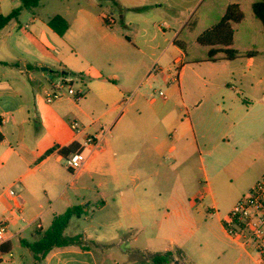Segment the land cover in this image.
Returning <instances> with one entry per match:
<instances>
[{
    "label": "crops",
    "instance_id": "crops-1",
    "mask_svg": "<svg viewBox=\"0 0 264 264\" xmlns=\"http://www.w3.org/2000/svg\"><path fill=\"white\" fill-rule=\"evenodd\" d=\"M42 1L23 24L22 0H0V15L20 10L0 30V216L8 222L0 262L14 237L20 244L36 241L54 216L79 206L78 217L85 214L82 234L69 236H80L81 244L55 247L33 258L34 264H152L150 256L165 251L174 254L170 264H254L223 229V218L236 200L223 214L203 216L202 193L210 188L194 184V158L204 170L201 152L210 155L216 146L217 135L233 116L223 105L233 102L222 97L206 106V97L197 96L187 101L180 83L189 65L209 64L198 66L204 77L197 72L193 77L197 86L210 85L211 72L226 67L223 61H252L257 55L218 61L188 57L179 35L187 25L196 27L198 20L191 17L205 0H182L184 15L158 28L149 0H75L56 14L68 24L63 35L36 10ZM221 1L223 11L231 3L242 11V0ZM251 1L245 4L248 9ZM114 13L128 35L114 29ZM132 23L135 28L129 30ZM58 74L73 78L83 96L47 104L46 92ZM262 82L257 79L251 86ZM162 87L165 97H154ZM174 91L182 115L169 101ZM128 93H134L131 102L119 115ZM242 101L247 107L253 104ZM258 102L264 111V102ZM88 136L101 138L100 150L91 152L84 144ZM70 144L88 155L74 174L57 152ZM263 171L262 165L246 191ZM9 189L18 198L9 196Z\"/></svg>",
    "mask_w": 264,
    "mask_h": 264
},
{
    "label": "rangeland",
    "instance_id": "rangeland-1",
    "mask_svg": "<svg viewBox=\"0 0 264 264\" xmlns=\"http://www.w3.org/2000/svg\"><path fill=\"white\" fill-rule=\"evenodd\" d=\"M71 1L75 0H61V2L59 0H43L42 6L36 10L39 11L42 18L52 17L62 13L66 5L70 4ZM98 1L101 4L105 3V0ZM149 1L152 5L150 14L157 16L155 20L157 28L165 27L168 21H176L184 15L183 10L185 7L181 2L182 0ZM248 1L242 0L244 18L240 23L233 26L235 31L233 47L239 52L246 50L256 51L258 52L257 56L252 61L243 58H238L234 61H223L220 64H227L226 67L211 72L210 85L201 83L200 86H197L193 77L194 72L204 77V69H198V66L204 68L209 66V64L189 65L184 70V76L180 83L181 93L184 94V98L187 101L197 96V99L206 97L204 100L206 106L209 105L212 99L217 100L222 99V97L225 98V101L232 100L233 102L232 106L223 105L224 111H227L226 107H230L231 115L233 116L230 118V123L228 122L224 130H221L222 132L220 131L217 135V143H213L216 146L210 149V155H207L204 151L201 152L204 170L198 169L201 163L197 156L194 158L196 167V171H194L195 188L202 186L210 188V193L203 191L200 206L203 216L206 217L218 212L223 214L225 208L231 207L234 201L241 197L242 191L243 195H245L252 179L261 169V166H264V111L262 110V103L258 102L259 99L264 102V82L251 86L257 79L264 80V37L257 21L249 12ZM221 2V0H205L195 9L191 17V20H198L196 27L191 29L187 25L181 31L179 39L187 43L186 51L188 57L200 58L206 54L207 48L193 42L192 39L205 28L218 21L220 13L223 11ZM128 4L126 3V5ZM74 6L75 3L70 5V9H73ZM21 14L22 23L24 24L25 18L30 17V11L22 9ZM204 14L206 15L204 16ZM134 16L137 15H129L127 18H135ZM202 17L203 21H199ZM115 19L114 29L124 35H128L130 31H122L117 14H115ZM133 28L135 26L132 23L129 30ZM57 69L54 68L52 70L56 72ZM60 76L59 74L54 75V79ZM71 87L74 90L77 88V83L74 79H72ZM175 88L169 87L170 91L175 90ZM161 90L165 93L166 89L162 87ZM133 94L128 93L126 96ZM170 95L171 93L168 96L170 103L174 104V109H180V115H182L183 109L181 108L179 93L174 91L172 96ZM154 97H158L157 93H155ZM242 99L253 101V104L247 107ZM185 115L184 112L183 116ZM165 161H171V158L166 157ZM90 215L91 210H89L87 216ZM84 217L85 214L78 218H72L64 234L68 236L74 233L82 234L85 224ZM11 245V250L3 257V261L0 264H34L31 252L19 243L17 237L11 240ZM12 261L13 263H11Z\"/></svg>",
    "mask_w": 264,
    "mask_h": 264
},
{
    "label": "trees",
    "instance_id": "trees-1",
    "mask_svg": "<svg viewBox=\"0 0 264 264\" xmlns=\"http://www.w3.org/2000/svg\"><path fill=\"white\" fill-rule=\"evenodd\" d=\"M41 0H22V7L28 10L36 8ZM249 10L253 18L257 21L261 33L264 37V0H252ZM19 9H13L7 15H0V30L12 19L16 18ZM243 19V13L238 4H228L218 19L210 27L200 32L195 42L207 48V52L199 61H218V60H234L240 55L252 57L258 54L256 51L239 52L233 47L234 25ZM106 22V21H105ZM107 23V22H106ZM48 25L58 35H63L67 30V22L59 15H54L48 19ZM176 45L182 48L180 43L174 41ZM184 50V48H182ZM65 74V73H64ZM54 149L46 152L48 155ZM82 148L76 144H70L57 150V152L67 156L74 152H82ZM80 207L73 206L68 208L62 214L54 216L50 226L44 230L40 238L33 242H21L32 254L34 259H39L55 247H64L74 244H81L80 236H65L63 231L68 226L72 217L80 215ZM174 260V254L171 251L155 253L150 256L152 264H170Z\"/></svg>",
    "mask_w": 264,
    "mask_h": 264
},
{
    "label": "built area",
    "instance_id": "built-area-1",
    "mask_svg": "<svg viewBox=\"0 0 264 264\" xmlns=\"http://www.w3.org/2000/svg\"><path fill=\"white\" fill-rule=\"evenodd\" d=\"M175 65L177 66L174 69V79L178 75L180 61H175ZM155 67L153 66L152 70ZM72 79L70 76L62 75L54 80L51 88L46 92L45 102L50 104L67 96L73 97L75 100L82 97L80 91L71 87ZM157 96L164 98L165 94L162 90H159ZM131 99L132 95L121 100L119 115L123 113ZM70 127L78 132L76 123H72ZM84 144L91 148V152H94L101 149L102 140L101 138L88 136ZM87 159L88 155L84 154L83 151L74 152L63 157V164L71 174H74L84 167ZM7 193L9 196L18 198L12 189L7 190ZM16 209H19L18 205H16ZM7 223V220L0 221V244L6 241ZM36 228H40L39 223L36 224ZM223 229L232 242L251 255L254 264H264V172L248 192L241 196L224 216Z\"/></svg>",
    "mask_w": 264,
    "mask_h": 264
},
{
    "label": "water",
    "instance_id": "water-1",
    "mask_svg": "<svg viewBox=\"0 0 264 264\" xmlns=\"http://www.w3.org/2000/svg\"><path fill=\"white\" fill-rule=\"evenodd\" d=\"M41 70H42V71H46V69H45V68H41Z\"/></svg>",
    "mask_w": 264,
    "mask_h": 264
}]
</instances>
